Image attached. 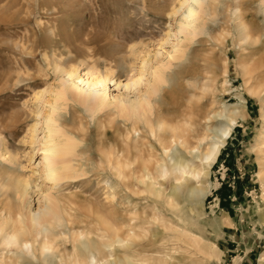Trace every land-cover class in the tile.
I'll return each instance as SVG.
<instances>
[{"label": "rangeland", "instance_id": "obj_1", "mask_svg": "<svg viewBox=\"0 0 264 264\" xmlns=\"http://www.w3.org/2000/svg\"><path fill=\"white\" fill-rule=\"evenodd\" d=\"M206 1L203 32L173 60L179 38L169 13L179 0H0V219L19 208L27 181L32 210L50 190L63 217L37 243L0 242V264H160L152 257L166 247L173 264H264V0ZM144 59L146 78L152 66L173 63L155 100V127L159 116L167 127L186 125L197 109L223 115L220 129L226 115L237 118L208 176H165L159 166L170 158L137 118L124 119L114 104L93 113L70 101L60 122L77 142L76 178L45 181L31 129L44 107L37 92L49 100L57 84L55 64L76 65L84 78L111 69L115 81L105 88L114 102L146 90L125 86L141 76ZM167 234L166 244L155 241Z\"/></svg>", "mask_w": 264, "mask_h": 264}, {"label": "bare ground", "instance_id": "obj_2", "mask_svg": "<svg viewBox=\"0 0 264 264\" xmlns=\"http://www.w3.org/2000/svg\"><path fill=\"white\" fill-rule=\"evenodd\" d=\"M179 2L180 5L177 6L178 4H175L172 11L169 13L170 16L175 18L174 34L179 38V43L175 45L177 54L169 56L173 60L183 58L186 55L190 43L195 41L197 35L203 32L202 25L200 26L198 21L205 9L204 5L207 1L179 0ZM170 36L171 34H169V37ZM181 43L183 44L180 45ZM96 52L97 51H95V53ZM46 53L45 56H48ZM50 58L51 57H48L47 61ZM57 63L54 69L58 74L56 80L57 84L50 88L51 98L45 100L44 91H39L36 94L37 99L42 102L44 107L42 109H37L36 120L31 129L32 150L33 152L35 151V154L39 153L41 155V160L39 162L41 171L39 173L45 181H50L55 185H59L63 180L76 178V169L73 160L77 142L73 134L65 129L60 122V111L66 110L70 101H76L82 104L85 109L93 113H97L102 110V108L110 107L114 104L117 106L119 114L124 119L132 121L137 118L145 126L149 136L156 138V142H158L163 152L170 158L159 166L160 169L165 167L164 175L167 176L169 172L170 176L174 177L175 181L181 180L184 181V183L208 176L223 146L230 138L238 123L237 118L232 115H226V125L221 129L217 128V118L219 115H223L219 114L217 116L215 115L216 113L210 115L211 112H214L210 111L211 109L206 112L197 109L196 111L192 110L189 118L186 119V121H188L186 125L177 124L167 127L164 124L165 122H163L165 118L163 120L161 118L163 116H159V119L156 120L155 127L152 121V117L156 118L157 113L155 100L167 91L165 90V86L169 85V71L173 65L170 61L161 62L152 67L150 66V77L146 78L145 73L149 62L147 59H144L143 73L141 76L133 78L130 82L125 84V86L126 89L129 90L131 88L139 89L140 86L146 84V90H142L141 93L136 94L135 97L128 95L118 98L114 102L109 100L105 88L107 81H115L112 78L114 73L111 69L107 70L105 74L98 72L99 74L94 73L92 77L84 78L78 73V67L76 65L65 68ZM41 131L44 133L42 136L40 134ZM172 147L180 149L182 152L181 155L174 156L171 154ZM35 154L30 156L31 159ZM118 161L119 164H121L120 167L127 164L123 159ZM154 165L151 164V166H148V170H146V172L148 171L147 177L151 181V183L148 184L150 188L154 185V183H152V176L154 170L157 169V167H155L157 165ZM34 171L37 172V170ZM124 176L127 177V175ZM144 176L145 175H143V177ZM181 181H179V183ZM29 186L30 182L27 181L25 186L20 187L18 190L17 195H19L20 201L19 208L16 211H11L13 214L9 219L5 216H2L3 218L0 219V242L4 245L14 244L17 246H26L29 243L28 238H31L34 243H37L39 242V236L45 225L53 226L54 222L62 221L63 217L58 202L53 197L50 190L45 193L43 198L44 203L42 205L39 204V209L35 211L32 210L34 194L31 195L30 189L28 188ZM162 192V188H160V190L156 189L152 194H161ZM176 196H178V193ZM173 226L174 225H172V227ZM174 228L176 227L174 226ZM164 229H171V227L164 226ZM132 233L136 234L134 230ZM171 238L172 236L167 234L164 237H159L155 241L166 244L165 242H168ZM125 241L128 240L123 239L122 242ZM45 243L46 242H44V245L47 244ZM155 251L156 253H164L165 255L162 257H152V260H157L160 264H173L167 257L169 256L167 247L165 249L158 248ZM173 260H175V258ZM179 261L180 258H177L176 262ZM142 262L144 264H154L152 261L145 259H142Z\"/></svg>", "mask_w": 264, "mask_h": 264}]
</instances>
